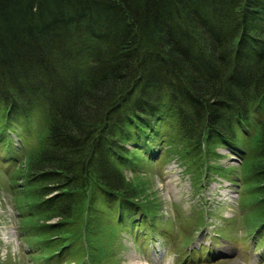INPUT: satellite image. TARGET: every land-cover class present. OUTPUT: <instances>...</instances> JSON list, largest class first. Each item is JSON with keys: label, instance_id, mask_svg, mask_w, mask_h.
<instances>
[{"label": "trees", "instance_id": "obj_1", "mask_svg": "<svg viewBox=\"0 0 264 264\" xmlns=\"http://www.w3.org/2000/svg\"><path fill=\"white\" fill-rule=\"evenodd\" d=\"M253 122L246 153L238 135ZM171 142L191 159L217 145L246 155L261 234L264 0H0V147L22 160L46 260L71 259L65 227L93 194L120 220L148 217L124 170Z\"/></svg>", "mask_w": 264, "mask_h": 264}, {"label": "rangeland", "instance_id": "obj_2", "mask_svg": "<svg viewBox=\"0 0 264 264\" xmlns=\"http://www.w3.org/2000/svg\"><path fill=\"white\" fill-rule=\"evenodd\" d=\"M259 130L253 122L239 133L242 151L255 153ZM180 147L165 144L156 160L124 170L142 187L140 199H149L148 217L120 220L116 207L93 194L81 204L82 215L65 227L73 252L60 262L46 260V248L35 244L44 237L38 235L40 221L22 206V160L7 163L0 147V264H128L131 255L143 264H264V228L258 236L252 231L261 195L244 177L246 155L217 145L212 154L191 159L176 151Z\"/></svg>", "mask_w": 264, "mask_h": 264}, {"label": "bare ground", "instance_id": "obj_3", "mask_svg": "<svg viewBox=\"0 0 264 264\" xmlns=\"http://www.w3.org/2000/svg\"><path fill=\"white\" fill-rule=\"evenodd\" d=\"M134 258H135V256L134 255H131V261H129V263L128 264H143L141 261H139V260H134ZM133 259V260H132Z\"/></svg>", "mask_w": 264, "mask_h": 264}]
</instances>
